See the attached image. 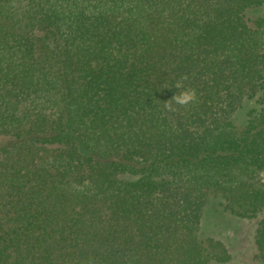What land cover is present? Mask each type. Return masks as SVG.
<instances>
[{
  "label": "trees",
  "instance_id": "1",
  "mask_svg": "<svg viewBox=\"0 0 264 264\" xmlns=\"http://www.w3.org/2000/svg\"><path fill=\"white\" fill-rule=\"evenodd\" d=\"M262 7L0 0V264H226L210 203L264 264Z\"/></svg>",
  "mask_w": 264,
  "mask_h": 264
},
{
  "label": "rangeland",
  "instance_id": "2",
  "mask_svg": "<svg viewBox=\"0 0 264 264\" xmlns=\"http://www.w3.org/2000/svg\"><path fill=\"white\" fill-rule=\"evenodd\" d=\"M264 18V7L252 12ZM264 181V173L261 174ZM257 219H240L223 211L217 204L205 207L202 219V233L223 241L231 252L226 264H262L255 244Z\"/></svg>",
  "mask_w": 264,
  "mask_h": 264
},
{
  "label": "clouds",
  "instance_id": "3",
  "mask_svg": "<svg viewBox=\"0 0 264 264\" xmlns=\"http://www.w3.org/2000/svg\"><path fill=\"white\" fill-rule=\"evenodd\" d=\"M187 76H182L180 78V80H178L175 84V88L176 89H181L184 87L183 85V81L187 80ZM197 100V96H196V92L194 89L191 88H187L183 91L178 92L177 94H175L170 100H168L167 102L164 103V107L169 110V111H175L176 109L173 107V102L176 105H180V106H187L191 103L196 102Z\"/></svg>",
  "mask_w": 264,
  "mask_h": 264
}]
</instances>
